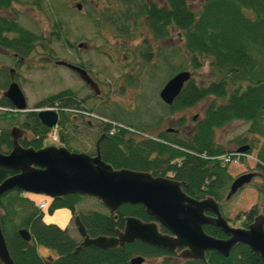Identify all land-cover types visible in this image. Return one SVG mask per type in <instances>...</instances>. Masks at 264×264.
Returning <instances> with one entry per match:
<instances>
[{
    "label": "trees",
    "instance_id": "trees-1",
    "mask_svg": "<svg viewBox=\"0 0 264 264\" xmlns=\"http://www.w3.org/2000/svg\"><path fill=\"white\" fill-rule=\"evenodd\" d=\"M11 1L13 0H0V9L7 8ZM135 1L139 2L135 13L132 10L133 0L132 6H127L125 12L117 9H114V13L97 10V24L107 19L117 30H124V27L128 30L130 21L144 17L154 39L174 35L181 42V48L173 47L170 52L164 53V57L181 54L183 62L187 60L188 66L182 63L174 65L169 76L189 69L193 71L192 76L171 105L161 102L162 111L151 122H145L137 116L132 122L129 112H120L123 116L118 112H112L109 118L102 116L106 121L100 119L95 124L97 132L93 140L94 149L86 152L95 154V144L99 142L101 158L113 168L171 177L181 184L183 191L190 197L198 200L211 197L221 207L231 183L227 173L229 163L224 156L238 158L239 162H245L246 158L237 157L233 150L217 146L215 130L231 121L242 120L248 123L250 134L264 138V0H203L196 10L191 8L188 0H163L165 6L155 2ZM10 30L15 31L18 36H6ZM50 34L52 38L44 39L45 49L52 54L47 44L51 39L61 41V36L55 31ZM35 40H39L35 33L0 15L1 46L27 55ZM62 42L66 45L69 41L65 37ZM23 44L25 48L22 47ZM145 51L148 52L147 49ZM205 63L208 65V77L197 79L196 71ZM151 66L153 72H157L159 65ZM128 82L133 83L131 79ZM75 98L76 92L66 89L45 97L36 106L50 105L59 110V140L70 150L71 139L67 131L76 126L73 119L78 117L82 127L86 128L91 120L82 112L94 113L93 108L81 106ZM200 102H205L202 114L197 115L195 120L192 117V129L186 136L169 134L166 130L158 131L165 117L173 116L177 111L187 110ZM0 105L12 107L5 97L0 98ZM19 113L5 111L0 114V120L9 125L0 130V150L3 152L11 147L10 126L19 124L27 131L19 140L23 147L39 149L44 146V139L50 129L41 123L36 111L26 112L21 120ZM99 113L106 115L105 111ZM176 122L180 128L186 120L178 117ZM243 143L246 142L242 141L240 144ZM252 149L253 144L250 143L245 153L249 154ZM256 159V170L264 176V148L258 152ZM13 173L15 172L12 170L0 167V182ZM262 194L260 207L253 206L246 211L239 226L247 227L258 214H264V191ZM84 197L87 195L67 194L55 198L48 211L52 213L58 208L70 209L72 220L79 216L90 237L115 235L117 230L123 229L128 216L145 222L154 220L141 204L125 203L115 212L104 207V210L84 211L79 208ZM43 217L44 213L36 202L18 189L0 196V224L15 264H132L130 259L138 255L146 260L142 264H152V261L157 262L159 259H163L162 264H264L260 256L245 244L233 247L226 257L214 250L207 251L205 262L200 259H180L174 262L169 256L177 257L179 250L170 253L140 240L107 250L92 245L77 249L81 242L79 236H72L68 227L45 222ZM21 228L29 232L30 241L21 237ZM203 229L215 238L227 237L215 225L204 224ZM160 231L164 232V229L160 227ZM38 246L54 250L56 256L41 255Z\"/></svg>",
    "mask_w": 264,
    "mask_h": 264
},
{
    "label": "rangeland",
    "instance_id": "rangeland-1",
    "mask_svg": "<svg viewBox=\"0 0 264 264\" xmlns=\"http://www.w3.org/2000/svg\"><path fill=\"white\" fill-rule=\"evenodd\" d=\"M40 1V8L36 2ZM156 1V0H155ZM203 0H188L192 9L196 10L202 4ZM80 4V9L77 5ZM34 5V10L29 6ZM28 7L29 10L23 9ZM38 7V8H37ZM20 13L24 12V17L20 18V24L26 28L36 32L43 33L49 39L52 38L51 32L60 33L61 41L51 39L47 44L52 54L57 59L67 60L71 62H81L90 70L93 78L100 83L103 89L102 97L93 96L89 98L86 104L81 106L85 108H93L94 113L100 116L109 118L112 112H129L130 121H135L133 118L142 119L145 122H151L159 112L162 111V101L158 95L159 90L166 82V77L173 71V66L177 64H186L187 60L181 54L177 56H165V51L158 52L156 46L160 42L153 40L151 35L143 28H135V25L130 24L129 28L135 33L133 37L118 35L122 33L117 30V27L107 19L98 25V11L107 10L114 13V9L123 10L122 2L117 0H18L15 5ZM91 15V16H90ZM95 15V17H94ZM138 23V21H137ZM57 26H60L59 28ZM67 38L69 44H63L62 39ZM144 38H148L151 44L152 56L142 54L147 49L148 43L143 42ZM151 41V42H150ZM72 43V45L70 44ZM89 45L86 49L79 44ZM180 41L177 36L172 35L167 44L170 49L173 47L181 48ZM161 44V43H160ZM164 44H166L164 42ZM162 45V44H161ZM166 45H164L165 47ZM168 48V47H167ZM157 50V51H156ZM42 54V49H39V55ZM33 57H37L33 56ZM9 57L0 49V63L9 65ZM146 58V59H144ZM182 59V60H181ZM165 60V61H164ZM168 61V62H167ZM45 64L43 67L42 65ZM152 64L159 65L153 72ZM28 66V67H27ZM192 73L193 71L189 69ZM18 81L21 83L22 90L27 100V108H45L48 105L36 107L45 97L56 94L62 90H72L77 93V99L87 98L92 95L91 89L85 86L84 82L68 68L47 61H28L20 69ZM197 79L208 77V65L197 71ZM128 79L133 81L129 84ZM9 81L8 71H3V76L0 78V88ZM6 86V85H5ZM4 88V87H3ZM205 103V102H204ZM203 102H200L187 110L177 111L173 117H165L158 128V131L166 130L167 128L177 127V118L184 117L186 120V129L180 136L186 134L192 129V117L201 115ZM99 111H105L106 115H101ZM3 110H0L2 114ZM89 113V112H88ZM21 120L24 113H19ZM74 115V113H73ZM90 118V125L86 128L82 127L80 120L73 119L76 126L67 131L70 137V145L75 151H91L94 149V137L96 136V118L92 115H87ZM126 118V117H125ZM194 122V121H193ZM8 122L0 120V130L7 128ZM59 127H54L52 130L53 138L47 139V143L57 146L64 145L59 140ZM169 133V132H168ZM171 133V132H170ZM169 133V134H170ZM215 138L217 146L224 149L236 150L241 145L249 146L253 144V149L247 156L245 162L232 161L227 168L231 181L247 172H258L257 154L264 148V138L248 132V123L242 120L231 121L224 126L215 130ZM52 141V143H51ZM242 141L246 143L240 144ZM264 191V176L256 174L251 182L245 184L229 199L225 196L221 202V211L223 215L232 223V226L240 225L243 219L242 215L253 206H259L262 203V192ZM35 197L41 198L39 195ZM81 210L100 209L104 210L101 204L92 197H84L79 204ZM71 211L68 208H58L52 213L46 209L44 221L55 223L62 227L68 225L69 232L72 236L78 237V232L73 221H70ZM38 251L45 257L56 256V252L52 249L38 246ZM152 264H162L159 259Z\"/></svg>",
    "mask_w": 264,
    "mask_h": 264
},
{
    "label": "water",
    "instance_id": "water-1",
    "mask_svg": "<svg viewBox=\"0 0 264 264\" xmlns=\"http://www.w3.org/2000/svg\"><path fill=\"white\" fill-rule=\"evenodd\" d=\"M80 7L78 4L77 8ZM68 65L87 82L90 81L85 70ZM190 77L188 70L175 73L161 87L160 99L171 105ZM3 95L17 110H26L25 96L17 82L10 83ZM37 116L48 128L55 126L59 119L57 111L48 109L37 111ZM23 133L24 130L13 127L10 131V151H0V167L15 172L0 182V196L14 189L46 195L52 199L67 194L88 195L97 198L110 212H115L125 203L141 204L147 214L154 218L152 222H145L128 216L123 229L117 230L115 235L90 237L79 216H76L75 225L82 237L77 249L92 245L107 250L140 240L169 252L182 248L178 255L180 258L205 262L206 251L214 250L226 257L233 247L245 244L264 262V214H258L247 227H234L222 215L219 204L213 198H192L183 191L179 182L170 177L113 168L101 158L98 142L95 155L55 145L34 149L19 144ZM247 148L248 146L240 147L238 151H245ZM254 176V172H247L236 177L230 184L226 199L251 182ZM157 223L164 226L170 234L160 233ZM204 224L219 227L227 237L215 238L207 234L203 229ZM19 234L24 240H31L25 228H21ZM143 261L142 256L130 259L132 264H141ZM0 264H15L6 246L1 224Z\"/></svg>",
    "mask_w": 264,
    "mask_h": 264
},
{
    "label": "flooded vegetation",
    "instance_id": "flooded-vegetation-1",
    "mask_svg": "<svg viewBox=\"0 0 264 264\" xmlns=\"http://www.w3.org/2000/svg\"><path fill=\"white\" fill-rule=\"evenodd\" d=\"M141 1H145L146 3H148V2H155V3L159 4L160 6H165V2L163 0H156V1L155 0H141ZM119 2H122V8H123L124 12H125V8H127V6H132L131 0H119ZM138 3L139 2H136L135 0H133V6H134V7H132L133 8L132 9L133 10V13H135V10L139 7L138 6ZM16 4H18V0L11 1L9 3V6L7 8L0 9V15L3 16V17H6L8 20L17 22L20 26L24 27L27 31H31V32L35 33L36 36L39 38V40H35V42L33 44V47L31 49L30 53L27 54V55H24V54H22L20 52L14 51L11 48H6V47H3V46L0 45V49L9 57L8 59H9V62H10L9 65L0 63V78H1V76H3V71H8V74H9V81H7V84L5 83L0 88V98L1 97H5L3 95V93L8 88L9 84L12 83L13 81L17 82L20 87L22 86L21 83L18 81V78H17L18 75L20 76V74H21L20 69H22L23 65H26L28 63V61H34L35 59L37 61H43V62L44 61H47V62H52L53 61L54 64L61 65V66H64V67L68 68L69 70H71L72 72H74V74L76 76H78L84 82L85 86H87L89 89H91L92 95L90 97L88 96L87 98H85V99L82 98L81 100L75 98V101L76 102L79 101L80 104H82V103L86 104L89 101L88 99L89 98H92L93 96H95L97 98H101L102 97V93H103V89L99 85L100 83H98V81H96V79L93 78L90 70L85 66V64H83L81 62L80 63L79 62H71V61H67V60H64V61H66L65 64H58V61L60 59H57L56 56H54L53 54L49 53L45 49V39H46V35L43 34V33H39L38 34V33L34 32V31L26 28L24 25L20 24V21L19 20H20V18L24 17V12L21 11V13H20L17 9H15V5ZM36 5H38L39 8H40V6H41L40 5V1H37L36 2ZM29 8H31V9L34 10L35 7H34V5H31V6H29ZM23 9H25L26 11L29 10L28 7H23ZM137 21H138V23H137ZM130 24L135 25V28L143 27L149 33V35H151V37L153 38L154 41L160 42L162 45L159 43V45L156 46V49H158V52L159 53H161V51L163 49H164V51L166 49H168V50H166L167 52H170L172 50V49L169 48V46L167 44L168 40L172 38V35H170L169 37H165V38L163 37V38H161L159 40L154 39L152 33L150 32V30L148 29V27L145 24L144 17L143 18H140V17L139 18H135L132 21H130ZM121 31L123 33L122 35L123 36H126V38L133 37L135 35V33L132 32L129 27H128V30H127V27L126 28L124 27V30L122 29ZM127 31H129V33H126ZM6 36H8L9 38H14V37H17L18 34L15 31L10 30L9 32L6 33ZM143 42L148 43V45L146 46L148 52L145 51L144 54H145V56H148L149 57L148 59H150V57L153 54L152 53V49L150 47L151 44L149 43L148 38H144L143 39ZM164 42L166 44H164ZM24 44L27 45V43H24ZM24 44L22 45V47H24ZM70 44L72 45V43H70ZM81 44L82 45L81 46L79 45V47H82V46L84 47L85 46L84 48H86V49H89L90 48L89 45H83V43H81ZM164 45H166V46L164 47ZM39 49H42V54H40V55H39ZM36 55H37L36 58L33 57V56H36ZM144 59H146V58H144ZM68 64L75 65V66L80 67L81 69L85 70L86 73H87V75H88V77L90 78V81L87 82L85 79H83L81 77V75L78 72H76L75 70H73L72 68H70ZM42 66L44 67L45 64H43ZM21 89H22V87H21ZM30 110H31V108H28L27 110L22 111L24 113V116H25L26 112H28ZM170 117L172 118L173 116L172 115L171 116H168V118H170ZM195 118H196V116H193V120H195ZM18 127L24 129L25 130L24 133H26V129L23 128L20 124H19ZM185 129H186V123L183 124L182 127H180V128H178V126H177L176 128H172L170 131L169 130L167 131V129H166V131L167 132L177 133L178 134V133H181V132L183 133L185 131ZM24 133L22 134V136L24 135ZM8 151L9 150H6L4 152H8ZM256 174H258L259 176L262 175L260 172H256ZM207 214L208 215H212L210 212H207ZM158 227H159V229H160V227L164 229V232H162V233H164V234H170V232L165 227H163L161 225H159ZM169 257H170V260H172L174 262H178L179 261V259L176 256H174V257L173 256H169ZM160 260L162 261L163 259H160Z\"/></svg>",
    "mask_w": 264,
    "mask_h": 264
},
{
    "label": "built area",
    "instance_id": "built-area-1",
    "mask_svg": "<svg viewBox=\"0 0 264 264\" xmlns=\"http://www.w3.org/2000/svg\"><path fill=\"white\" fill-rule=\"evenodd\" d=\"M44 205H45V204H44V202H43V203H41V205H40V206H41V207H44Z\"/></svg>",
    "mask_w": 264,
    "mask_h": 264
},
{
    "label": "crops",
    "instance_id": "crops-1",
    "mask_svg": "<svg viewBox=\"0 0 264 264\" xmlns=\"http://www.w3.org/2000/svg\"><path fill=\"white\" fill-rule=\"evenodd\" d=\"M33 198L35 199V200H38L39 198H37V197H35V196H33Z\"/></svg>",
    "mask_w": 264,
    "mask_h": 264
}]
</instances>
